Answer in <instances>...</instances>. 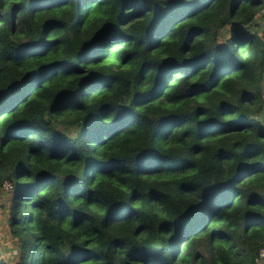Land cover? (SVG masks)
I'll list each match as a JSON object with an SVG mask.
<instances>
[{"label": "trees", "instance_id": "trees-1", "mask_svg": "<svg viewBox=\"0 0 264 264\" xmlns=\"http://www.w3.org/2000/svg\"><path fill=\"white\" fill-rule=\"evenodd\" d=\"M258 15L264 0H0L16 264L255 263Z\"/></svg>", "mask_w": 264, "mask_h": 264}, {"label": "rangeland", "instance_id": "rangeland-1", "mask_svg": "<svg viewBox=\"0 0 264 264\" xmlns=\"http://www.w3.org/2000/svg\"><path fill=\"white\" fill-rule=\"evenodd\" d=\"M254 28L260 35L263 34L264 36V15H258L256 19H254ZM260 89L263 95V117L261 118V122L264 124V76ZM10 191V186L8 184H5L0 191V258L6 264H16L19 258V251L16 249V240L9 226L10 215L8 207L11 199ZM254 264H264V248L259 251V257L255 260Z\"/></svg>", "mask_w": 264, "mask_h": 264}]
</instances>
